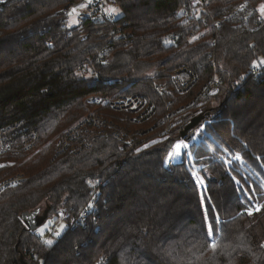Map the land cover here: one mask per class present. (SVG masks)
I'll return each mask as SVG.
<instances>
[{
    "label": "trees",
    "instance_id": "trees-1",
    "mask_svg": "<svg viewBox=\"0 0 264 264\" xmlns=\"http://www.w3.org/2000/svg\"><path fill=\"white\" fill-rule=\"evenodd\" d=\"M83 1L0 9V137L37 148L0 153V183L27 174L0 193V264H264V209L254 211L264 204V66H252L264 59V20L213 24L242 0H116L120 18L68 24L62 10ZM80 66L96 73L78 76ZM181 66L198 79L187 92L173 81ZM208 82L218 92L197 97ZM133 94L155 103L149 122L88 99ZM201 103L221 113L188 144L190 157L167 166L179 135L141 148L163 137L168 114ZM127 134L134 139L123 147ZM63 138L78 150L56 154ZM237 152L243 162L225 163ZM43 205L46 220L67 216L56 240L52 225L40 233L21 219Z\"/></svg>",
    "mask_w": 264,
    "mask_h": 264
},
{
    "label": "built area",
    "instance_id": "built-area-1",
    "mask_svg": "<svg viewBox=\"0 0 264 264\" xmlns=\"http://www.w3.org/2000/svg\"><path fill=\"white\" fill-rule=\"evenodd\" d=\"M82 3L86 4L87 0H84ZM6 4V3H5ZM0 5V9L5 5ZM116 0H110L108 2H104L103 0H92L91 4L88 5L87 7L84 8V10L79 14V16L77 17L78 22H82L84 18H89V19H93V20H97V21H101V20H113L114 17L112 15H109L106 12L107 6H112V5H116ZM79 5V4H78ZM78 5H76V3H70L68 4L63 10L62 13L65 15L66 17V21L68 22V24L71 23V17H69L68 12L71 11L72 8H76ZM243 6V7H242ZM253 5L249 0H244L242 1L239 5H237L236 7H234L233 9L225 12L224 14L220 15L218 18L213 20V24L216 25H221L224 21L227 20H234L237 17L239 18L240 16L242 18H244L246 23H250L253 19L255 20H260L259 14L257 17H254V12L255 10L253 9ZM77 72L79 74H83L85 73L87 76H91L93 74L96 73L95 69L93 68V66H80L77 70ZM180 73H185V75H190L192 78L190 80L187 81L183 80L182 77L178 74V75H174V82L176 87L178 88V90L180 92H187L193 85V82L196 80V76H194V72L187 66H182L179 68ZM258 73V72H257ZM185 77V76H183ZM216 80V81H215ZM212 82H215L216 84H221L220 80H217L216 78H214L212 80ZM209 92H211L209 90ZM88 99H90L91 101L100 104V103H108L110 106H112L114 109L116 110H127L129 112H135L137 110H139L140 108L144 107L145 104L147 103V98L141 95H130V96H120L118 98H111L108 95H90L88 96ZM150 112V106L148 105V107H146V110L142 111V114H139L137 117L134 116V120L140 122L141 119L145 120L146 115ZM221 113L220 110L216 111V112H208V113H204L201 112L200 114H198L197 112H195L192 115H189L188 119H192V117L194 115H200V120L199 122L187 129L185 124H180V125H176L177 128L175 129L176 132H174V128L170 130L169 135L172 134L174 135H179L183 142L186 144H191L199 135L200 133L203 131V129L205 128V126L212 121V119H214L215 117H217L219 114ZM176 114V113H174ZM174 114H168V115H174ZM171 116H168L167 118H169ZM175 126V127H176ZM201 126H203L202 130L200 132H198V129H201ZM168 128L164 131L167 132ZM182 133L184 134L182 136ZM118 138L120 140L124 141L125 136H118ZM132 141V138H129L127 141H124V144L128 145L130 144ZM57 147H56V154H62V153H66L67 151H76L78 150V148L76 147H70L69 146V141L66 140L65 138L58 140L57 142ZM24 144H28V146H20V145H24ZM33 143L29 142V141H23L21 144H16L18 145L17 148L15 149V145L13 144V142L10 140V138L8 137H0V153H5V151H10V152H15V151H19L21 149H31ZM22 181V179L18 178V176H10V178H6L3 182L0 183V193L5 190L8 186L11 185H15L17 183H20ZM97 193V190H95V194ZM91 205V206H90ZM95 209L94 207V200H92V202L89 204V206L85 207L84 212L85 213H89L90 211H93ZM54 229H51V233L48 235V238H51L53 236V231Z\"/></svg>",
    "mask_w": 264,
    "mask_h": 264
},
{
    "label": "rangeland",
    "instance_id": "rangeland-1",
    "mask_svg": "<svg viewBox=\"0 0 264 264\" xmlns=\"http://www.w3.org/2000/svg\"><path fill=\"white\" fill-rule=\"evenodd\" d=\"M242 1H244V0H242ZM242 1H240L238 4H236L235 6H233L231 9H233L234 7H236L237 5H239ZM251 2V1H250ZM81 4H83V3H80L79 5H81ZM78 5V6H79ZM253 5V4H252ZM78 6L76 7V8H78ZM112 7H116V8H118L120 11H119V14H115V15H112L113 17H114V19H118V18H120L122 15H123V12H122V10H121V8L117 5V6H115V5H112L111 7L110 6H107V9H110V8H112ZM258 7V6H257ZM230 9V10H231ZM253 9L255 10V12H254V17H257L258 16V12H257V9H255V7H253ZM84 10V8H82V9H80V8H78V11H79V14L82 12ZM79 16V15H78ZM77 16V17H78ZM77 17H75L76 19H77ZM84 20V19H83ZM71 21H72V17H71ZM228 21V20H227ZM233 21H235L236 23V25H240V26H249V24L248 23H246L245 22V20H244V18H242L241 16L238 18H236V19H234ZM260 20H258V22H259ZM71 25L73 26L74 24H72L71 23ZM261 66H264V65H261ZM182 67V66H181ZM188 67V66H187ZM180 68V67H179ZM179 68H177V70L175 71V74L174 75H180L181 77H182V79L183 80H186L187 79V81L188 80H190L192 77L190 76V75H185V73H180V72H178L179 71ZM183 76H185V77H183ZM194 76H196V74L194 75ZM214 78H216L217 80H220V79H218L217 77H214ZM213 78V79H214ZM174 81V80H173ZM216 81V80H215ZM175 83V82H174ZM198 83V79H197V76H196V80L193 82V85H192V87L193 86H196V84ZM206 85V84H205ZM191 87V88H192ZM190 88V89H191ZM207 88L211 91L210 92V94H213V95H215L216 94V92H218V90H219V86H216V85H214V83H212V82H208L207 83V85H206V89H202L200 92H199V94H198V96L197 97H199V96H201L202 95V93L204 92V90L206 91L207 90ZM189 89V90H190ZM134 95V94H133ZM148 105L150 106V112L146 115V117H145V120H143V119H141V121L139 122V123H146V122H149V120L153 117V115H154V113H156V106H155V103L153 102V101H150L149 99H147V103L145 104V106L144 107H142V108H140L139 110H137V111H135L134 113L133 112H130V114H131V116L132 117H134V116H138L139 114H142V111H144V110H146V107H148ZM203 108H204V104L203 103H201V104H199V106L196 108V109H194V110H190L189 112L188 111H185V112H183V113H179L178 112V110H174L171 114H174V113H176V114H174V115H167L166 116V127H165V129L164 130H166L167 128H168V130H167V132L166 131H164L163 130V137H158V138H155V139H152V140H149L148 142H145L143 145H142V147L141 148H144V146L145 145H151V144H153L154 142H156V141H158V140H161V139H163V138H169L170 136H173L172 134H170L169 135V132H170V130L171 129H173L174 128V132H176V128H177V126L176 125H180L181 123L182 124H185V123H187V125H186V128L188 129V127H190V125L194 122V120L196 119V118H200V115H194L193 117H192V119H188V117H189V115H192V114H194L195 112H197L198 114H200L201 112H204V110H203ZM94 109H96V110H98L97 108H94V107H90V109L89 110H94ZM106 110V109H105ZM216 111H218V109H215L214 110V112H216ZM100 112V113H99ZM101 112H102V115H101ZM88 113H89V111H88ZM98 113L100 114V117L102 116V117H105V113L103 112V111H98ZM99 114H98V116H99ZM168 116H171V117H169V118H167ZM90 117H97V116H93V115H91L90 114ZM199 122V121H198ZM197 122V123H198ZM196 123V124H197ZM195 124V125H196ZM195 125H193V126H195ZM176 126V127H175ZM139 129V128H138ZM142 129V128H141ZM144 130H148V129H144ZM140 131L141 132V134L142 133H144L145 131ZM124 132H126V130H124ZM174 136H177V135H174ZM129 138H132V142H133V136L131 135V134H127V135H125V138H124V141H127ZM57 141V140H56ZM124 141L123 140H120V142L122 143V145H123V147H125V146H130L131 144H132V142L130 143V144H128V145H126V144H124ZM146 141V140H145ZM180 141H183L182 139L180 140ZM180 141H178V142H176V144L177 143H179ZM186 144V143H185ZM188 145V144H187ZM22 146H28V144H24V145H22ZM36 148V147H35ZM35 148H31V149H29V150H23V151H27V152H29V151H31V150H33V149H35ZM37 149V148H36ZM35 149V150H36ZM184 152L186 153V155L187 156H191V151L189 150V147H187V148H185V149H182V151H181V154L179 155V156H177V157H175L174 159H169V158H167V162H166V164H167V166L168 167H171L173 164H175V163H177V162H180V161H182V159H183V154H184ZM10 176H18V178H20V179H26V177H27V174H25V173H23V172H21V171H17V172H14V173H12V175H10ZM10 176H7V178H10ZM40 210H41V213H43L44 211H43V209L45 210V205H43L41 208H39ZM56 219H58V221L57 222H54L53 221V219L52 218H49V219H47L43 224H41L39 227H38V231L40 232V233H44L48 228H49V226L50 225H52V227H51V229L53 228L54 230L52 231V233L53 234H55V236H57V233L59 232V233H61L64 229H65V227L67 226V221H66V219H67V216H65L63 213H60L57 217H56ZM61 219H63L64 221H61ZM71 221L72 222H75V221H77V218L75 217V218H72L71 219ZM81 221V219L80 220H78L77 221V223L79 224V222ZM66 222V223H65ZM53 223H54V225H53ZM63 225V229H61V226ZM60 235V234H59ZM58 235V236H59ZM53 240H56L55 239V237L54 236H52L51 237ZM52 240V241H53Z\"/></svg>",
    "mask_w": 264,
    "mask_h": 264
},
{
    "label": "snow or ice",
    "instance_id": "snow-or-ice-1",
    "mask_svg": "<svg viewBox=\"0 0 264 264\" xmlns=\"http://www.w3.org/2000/svg\"><path fill=\"white\" fill-rule=\"evenodd\" d=\"M92 2V0H87L86 4H81L78 6V8L82 9L87 7L88 5H90ZM243 7V6H242ZM78 8H72L71 11L68 12L69 17H72V24H76L78 23V20L75 18L79 15V11ZM119 9L116 7H112L110 9H106V12L109 15H115V14H119ZM257 12L259 13V17L260 19L264 20V2H261L258 7H257ZM261 65H264V59H260L258 62L257 61H253L252 66L253 67H259ZM77 75L79 76L80 74L77 73ZM203 126H201V129H198L197 131L200 132L202 130ZM145 148L148 147V145L144 146ZM188 145L185 144L183 141H180L179 143H177L176 145H174L173 150L171 152H169L168 154V158L169 159H174L175 157L179 156L181 154L182 149L187 148ZM137 151H140V149H137ZM225 152H228V149L225 148L224 150ZM259 158V157H258ZM232 160H237V161H241L243 162V158L241 156V154L239 152L235 153L234 155L231 156L230 159L225 160V163H231ZM0 167H4L3 165H0ZM193 177L197 183V185H199L200 187L204 186V179L203 177L197 175L196 173H193ZM233 180H235V177H233ZM236 183H239V181H236ZM201 203H203L206 200H209L210 198L207 197L204 194H201ZM91 206V205H90ZM262 209H264V204L261 205H257L255 206L254 211L255 212H260ZM247 215L252 216L253 213V209H246ZM216 219L218 220V216L216 217ZM61 229H63V225L61 226ZM60 233L58 232L57 235H59ZM207 237L209 238H213L214 237V226L213 224L209 223L207 226ZM45 244L51 246L53 244L52 240H45L44 241ZM209 247L212 249L213 252L216 251L218 244L217 241L213 238L211 239V243L209 244ZM261 247H264V245H261Z\"/></svg>",
    "mask_w": 264,
    "mask_h": 264
},
{
    "label": "water",
    "instance_id": "water-1",
    "mask_svg": "<svg viewBox=\"0 0 264 264\" xmlns=\"http://www.w3.org/2000/svg\"><path fill=\"white\" fill-rule=\"evenodd\" d=\"M8 1L10 0H0V5H3L7 3ZM199 120L200 118H196L194 122L190 125V127H188V129L193 127V125H195ZM183 135L184 134L182 133V136ZM46 218H47V214L41 213V210L39 208L31 210V211L29 210L23 211L21 213V219L24 221L25 225L30 230L36 229L38 226H40L42 223L45 222Z\"/></svg>",
    "mask_w": 264,
    "mask_h": 264
}]
</instances>
